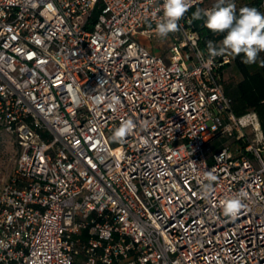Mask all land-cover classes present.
Here are the masks:
<instances>
[{"label":"built area","instance_id":"1","mask_svg":"<svg viewBox=\"0 0 264 264\" xmlns=\"http://www.w3.org/2000/svg\"><path fill=\"white\" fill-rule=\"evenodd\" d=\"M162 4L0 0V132L18 148L0 179V264H264L259 117L235 114L232 56L212 58L183 20L167 63L141 42Z\"/></svg>","mask_w":264,"mask_h":264},{"label":"clouds","instance_id":"2","mask_svg":"<svg viewBox=\"0 0 264 264\" xmlns=\"http://www.w3.org/2000/svg\"><path fill=\"white\" fill-rule=\"evenodd\" d=\"M193 5V0H163V17L156 25L155 33L161 38H166L170 33L179 31V22ZM192 18L205 19V26L213 33H226L220 46L212 41H207V50L212 58L230 53L233 56L243 54V63L254 64L258 54L264 52V13L256 7H242L237 14L235 3L226 0H217V4L211 9H200L192 14ZM211 63V61H209ZM264 65V61L261 62ZM103 102V98H97ZM120 103L119 97H113L109 107L115 110ZM137 124L131 119L123 121L112 135V141L123 143ZM207 184L203 186L206 192L213 189V183L217 177L213 172L206 173ZM247 192L241 190L236 196L221 201L223 214L235 218L245 206L243 198Z\"/></svg>","mask_w":264,"mask_h":264},{"label":"trees","instance_id":"3","mask_svg":"<svg viewBox=\"0 0 264 264\" xmlns=\"http://www.w3.org/2000/svg\"><path fill=\"white\" fill-rule=\"evenodd\" d=\"M263 1L264 0H252L249 5H244L242 7H256L260 12L264 13V7H261ZM197 8L202 9L201 6L191 7L182 20L185 22L186 27L200 34L202 37L201 47L202 49H207V41L213 40L214 43L222 41L226 33L217 34L207 29L205 26L206 18H201L199 20L193 19L192 14ZM240 8H237V14H239ZM230 55L240 72L241 79L237 82L232 92L225 90L226 94L232 98L233 110L237 116L244 115L249 110H254L257 113L264 135V70L262 68L252 69L250 66L243 63V61H240L238 56L234 57L232 54Z\"/></svg>","mask_w":264,"mask_h":264},{"label":"rangeland","instance_id":"4","mask_svg":"<svg viewBox=\"0 0 264 264\" xmlns=\"http://www.w3.org/2000/svg\"><path fill=\"white\" fill-rule=\"evenodd\" d=\"M215 2H217V0H209L203 5V8L210 7L214 5ZM226 2L235 3L236 8H240L244 5H249L252 0H226ZM175 38H181V34L179 33V31L175 33H170L166 38H161L155 33L154 35H151L150 38H141V42L144 45H149L153 49L155 54L161 55L163 61L167 63L169 57V49ZM211 41L213 42V40ZM220 42L221 41L213 43L215 46L219 47ZM238 57L240 61H243V54L238 55ZM262 61H264V52L258 54L256 63L247 65L250 66L252 69L262 68L264 70V65H262L261 63ZM240 79V72L236 64L233 62V64L226 70L224 81L225 90L232 92ZM223 142L225 143V145L229 144V142H225L224 140ZM214 145L215 144H212L211 147H213ZM261 155L264 157V151L261 153ZM17 157L18 148L16 146L13 136L6 132H0V179L5 180L10 176V174L15 168Z\"/></svg>","mask_w":264,"mask_h":264},{"label":"crops","instance_id":"5","mask_svg":"<svg viewBox=\"0 0 264 264\" xmlns=\"http://www.w3.org/2000/svg\"><path fill=\"white\" fill-rule=\"evenodd\" d=\"M146 46H147V45H146ZM147 47H149V49H151V51L154 52L153 49H152L149 45H148ZM154 53H155V52H154Z\"/></svg>","mask_w":264,"mask_h":264}]
</instances>
